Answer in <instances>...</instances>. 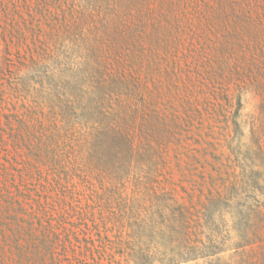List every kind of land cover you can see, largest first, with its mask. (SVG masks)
I'll list each match as a JSON object with an SVG mask.
<instances>
[{
    "label": "trees",
    "instance_id": "1",
    "mask_svg": "<svg viewBox=\"0 0 264 264\" xmlns=\"http://www.w3.org/2000/svg\"><path fill=\"white\" fill-rule=\"evenodd\" d=\"M9 8L0 264L264 259V0Z\"/></svg>",
    "mask_w": 264,
    "mask_h": 264
},
{
    "label": "rangeland",
    "instance_id": "2",
    "mask_svg": "<svg viewBox=\"0 0 264 264\" xmlns=\"http://www.w3.org/2000/svg\"><path fill=\"white\" fill-rule=\"evenodd\" d=\"M5 1L8 3V5L10 7L9 9H7V12H9V18L6 19V21H7L6 23L4 22V20H1V25H7L8 28H10L11 26L9 25V23H10V19L13 16V17H15V19L18 22H20L22 25L26 26V31H27V23L31 19V16H29L28 10H27V0H5ZM17 9H18V11H20V16H18L16 14ZM39 16H40V13L37 14V17H39ZM3 19H5V18H3ZM2 33H4V32H3V29L0 27V39H1ZM6 33H7V37H9L7 31H6ZM13 33H14V35L17 34L15 31ZM26 34H27V32H26ZM1 43H2V46H4L3 41H1ZM13 99H14V101L18 100V105L22 104V101H25L27 103V99H21V98H19V99L13 98ZM259 102H260L259 97H254L250 94L245 95V97H243L244 107L242 110L241 119H242L243 124L245 126V130H246V134L248 135V138H249V132H248L249 131V126H248L249 116L251 114L255 113V111L258 108ZM238 223L239 222H238L237 218H234V220H233V217H232V220L230 222L232 227H236V228L239 227ZM257 251H258V260L256 262H258V264H264V259H263V254H262L263 252H261V250H259V249ZM231 252L232 251H229V252H226L223 254V256H225V259L223 261H221L220 264H229V263L234 264V263H231L232 261H229V259H228ZM231 258L234 259V261H235V257L232 256ZM242 259L243 258L241 255L238 256V258H236V264H247V263L242 262ZM180 264H211V261L207 262V260H205V259H198V260H190L187 262H182ZM250 264H252V263H250Z\"/></svg>",
    "mask_w": 264,
    "mask_h": 264
}]
</instances>
